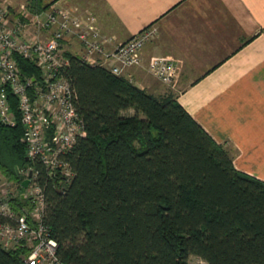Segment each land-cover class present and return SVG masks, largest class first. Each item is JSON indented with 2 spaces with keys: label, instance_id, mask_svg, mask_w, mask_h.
<instances>
[{
  "label": "trees",
  "instance_id": "1",
  "mask_svg": "<svg viewBox=\"0 0 264 264\" xmlns=\"http://www.w3.org/2000/svg\"><path fill=\"white\" fill-rule=\"evenodd\" d=\"M66 55L63 73L86 134L64 155L74 171L64 191L59 176L48 178L40 161L25 159L11 92L17 121L0 125V171L19 188L24 177L10 162L38 171L43 220L61 264H187L190 255L206 264H264V180L237 170L172 92L155 96ZM14 58L22 77L39 78L33 62ZM128 109L134 113L124 115ZM23 203L21 194L11 199L15 209ZM22 251L0 246V264H25Z\"/></svg>",
  "mask_w": 264,
  "mask_h": 264
},
{
  "label": "built area",
  "instance_id": "2",
  "mask_svg": "<svg viewBox=\"0 0 264 264\" xmlns=\"http://www.w3.org/2000/svg\"><path fill=\"white\" fill-rule=\"evenodd\" d=\"M18 12L17 16H11L8 1L0 0V125L12 126L17 121L8 96L11 92L16 96L21 141L28 159L40 161L48 178L59 176L58 186L64 191L62 182H69L74 175L64 155L86 134L74 105L76 92L63 73L69 62L66 52L117 75L143 66L150 75L171 87L177 62L171 56L144 60L145 44L157 35L153 24L123 42H115L113 35L102 32L95 14L87 9L52 5L34 13L21 3ZM15 54L33 62L40 70L39 78L22 77ZM16 170L30 181L24 187L25 192L15 193L0 171V246L23 250L20 256L25 264H61L57 241L43 220L46 198L37 180L38 171L33 166ZM19 194L28 203L15 209L11 199Z\"/></svg>",
  "mask_w": 264,
  "mask_h": 264
},
{
  "label": "crops",
  "instance_id": "3",
  "mask_svg": "<svg viewBox=\"0 0 264 264\" xmlns=\"http://www.w3.org/2000/svg\"><path fill=\"white\" fill-rule=\"evenodd\" d=\"M7 1L17 12L21 3ZM91 3L37 0L41 11L52 5L86 10ZM91 5L102 32L115 42L147 25L157 27L143 57L175 58L173 86L143 66L123 76L155 96L172 92L227 150L237 170L264 180V0H100Z\"/></svg>",
  "mask_w": 264,
  "mask_h": 264
},
{
  "label": "rangeland",
  "instance_id": "4",
  "mask_svg": "<svg viewBox=\"0 0 264 264\" xmlns=\"http://www.w3.org/2000/svg\"><path fill=\"white\" fill-rule=\"evenodd\" d=\"M100 0H89V2L91 3H94V2H99ZM17 2H18V4L19 3H25L26 4V8H27V10L28 11H31V12H41V10L39 9V7H38V4H37V0H17ZM91 3V4H92ZM90 4V5H91ZM89 5V8L90 9H87V10H89V11H94V9H93V7H92V5L90 6ZM46 6H48V4L46 5ZM48 9V8H47ZM92 9V10H91ZM46 10V9H45ZM43 11V10H42ZM10 14H11V16H17L18 14H19V12L17 11L16 12V10L14 9V8H11L10 9ZM75 50H76V48H75V46L74 47H72V51L73 52H75ZM124 115H131V114H133L134 113V110L133 109H128V110H125V111H123L122 112ZM21 140V139H20ZM11 164H9V168H10V170L15 174V175H17V172H16V169H15V165H20V166H23V164H21V162L20 161H15V163L14 162H10ZM4 177H7V175L6 174H4ZM8 178V177H7ZM9 181H10V184H11V189L12 190H14L15 191V193L17 192V190L18 191H22L21 193H23V192H25L26 191V188H24V187H22V188H19V185L17 184L18 182L17 181H15V179L13 178V179H9ZM21 186V185H20ZM187 264H206V262L203 260V259H201L200 257H198V256H195V255H190L189 257H188V259H187Z\"/></svg>",
  "mask_w": 264,
  "mask_h": 264
},
{
  "label": "water",
  "instance_id": "5",
  "mask_svg": "<svg viewBox=\"0 0 264 264\" xmlns=\"http://www.w3.org/2000/svg\"><path fill=\"white\" fill-rule=\"evenodd\" d=\"M25 159L28 160V157L26 156ZM29 176H31V171L29 172ZM29 181H30L29 178L24 179V180L22 181V186L27 187Z\"/></svg>",
  "mask_w": 264,
  "mask_h": 264
}]
</instances>
